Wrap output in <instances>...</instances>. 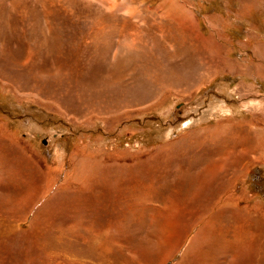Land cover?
<instances>
[{"label": "rangeland", "instance_id": "obj_1", "mask_svg": "<svg viewBox=\"0 0 264 264\" xmlns=\"http://www.w3.org/2000/svg\"><path fill=\"white\" fill-rule=\"evenodd\" d=\"M223 182L190 264H263L264 0H0V264H177Z\"/></svg>", "mask_w": 264, "mask_h": 264}, {"label": "bare ground", "instance_id": "obj_2", "mask_svg": "<svg viewBox=\"0 0 264 264\" xmlns=\"http://www.w3.org/2000/svg\"><path fill=\"white\" fill-rule=\"evenodd\" d=\"M224 152H220L219 153V155H221V154H223ZM75 160V159H74ZM230 160H229V157H223V158H221L220 159V163H219V166H217V168L218 169H224V170H227L230 166L229 165H231V163L229 162ZM141 163V162H140ZM220 164H222V165H224V166H221ZM119 165V164H118ZM142 164H140V166H141ZM76 166V165H75ZM85 166V165H84ZM104 166H106V165H104ZM81 167H82V172H84V171H86V168L85 169H83V166L81 165ZM101 167V166H100ZM112 167V166H111ZM130 167H133V171H132V169L130 168ZM209 166H207L206 168H208ZM101 168H103V170L102 171H104L105 173H110V172H112V170H113V168H109V167H101ZM115 168V171L120 175V176H123V174H126L127 176L129 175V178L133 175V174H135V176H136V178L135 179H137L138 177H140L141 176V174H140V171H139V169H138V167H137V164H135V165H133V166H126V165H122L121 164V166H117V167H114ZM97 169L99 170V168L97 167ZM121 170H124V171H121ZM99 172V171H98ZM201 172L203 173V176L200 174V176H199V173H196L195 174V179H194V181L192 182L193 184L195 183H197V182H199L200 180H202L201 182L207 187V190L209 189V190H211V187H212V182L217 178V176H218V172L215 170V169H213V171L212 172H210V171H208V170H206V169H204L203 167H201ZM220 173H221V171H220ZM85 174H87V173H85ZM113 174V173H112ZM185 174V173H184ZM114 175V174H113ZM112 175V176H113ZM117 175V174H116ZM96 176V175H95ZM134 176V177H135ZM193 176V175H192ZM75 177V176H74ZM87 177H88V175H87ZM110 177V176H109ZM124 177V176H123ZM204 177V178H203ZM116 178H117V176H116ZM120 178V177H119ZM97 179H99V178H97ZM73 180H76V178H73ZM83 180V179H82ZM89 180V179H88ZM186 180V179H185ZM190 180V179H189ZM68 181V180H67ZM98 181H100V180H98ZM87 182V181H86ZM114 182V181H113ZM113 182H111V183H113ZM183 182H184V177H181V180H179L178 181V184L179 185H181V186H183ZM191 182V181H190ZM77 183V182H76ZM224 183V182H223ZM228 183V182H227ZM89 184V183H88ZM96 184V186H97V183H95ZM201 184V183H200ZM76 185V184H75ZM77 185H80L81 187L83 186L82 185V181H81V183H79L78 182V184ZM92 185V184H91ZM112 185V184H111ZM203 185V186H204ZM79 186V187H80ZM96 186H95V188H96ZM227 186H228V184L226 185L225 183L224 184H222V186H221V190H219V191H222V193H221V195L220 196H218L217 198H205L204 200H203V202H201L202 200H200V199H197L195 202H193V204L191 203V200H189L190 198H193V196L191 197V196H189V195H191V192L189 193V191H188V195H187V198L186 199H184L181 203H179V201L177 202V204L179 203V205H181L182 207H191L192 208V205L194 206V207H196V208H198V209H201L200 211H199V215L198 216H196V218H195V220H193L191 223H190V225L185 229L186 231H184V233L182 232V230H184V228L186 227L185 225L186 224H188L189 223V221L188 222H185V224H182V230H181V233H183L184 234V238H185V236L189 233V231L190 230H192V228L195 226V225H197V223H200L204 218H211L210 220V222H209V219H208V221H207V219L204 221V223H203V225L201 226V229H200V231L197 233V235L191 240V242L189 243V245L187 246V248H186V250H185V252H184V254L182 255V257L180 258V261L177 263V264H190V263H192V255H190L191 253H192V251H193V249H194V247H195V244L198 242V240L201 238V237H203V236H201V235H204L203 233L204 232H207V230H208V228L209 229H211L212 227V220L215 218V216H216V214L214 213L213 214V211H214V209H215V211H216V206H219L220 205V207H219V209H217V211L216 212H219L220 214L221 213H224V212H226L227 211V209L225 208V205H224V201L222 200V197L224 196V194H225V192H226V189H227ZM48 187H50V186H47V189H48ZM84 187V186H83ZM92 187V186H91ZM90 187V188H91ZM94 187V186H93ZM77 188V187H76ZM87 188V187H86ZM113 188V187H112ZM82 189V188H81ZM99 189V188H98ZM103 190V189H102ZM109 190V189H108ZM75 190H73V187H72V190H71V193L70 194H72L73 192H74ZM92 191H94V190H92ZM99 191V190H98ZM101 191V190H100ZM106 191V190H105ZM177 190H175V192H176ZM206 191V190H205ZM63 192H64V190H62L61 191V193L60 194H57L52 200H54V199H58V197H60L61 195H67L68 194V192L66 191V193H64L63 194ZM102 192H104V191H102ZM102 192H100V193H102ZM207 192V191H206ZM205 192V193H206ZM98 193V192H97ZM99 193V194H100ZM173 193V192H172ZM106 194V193H105ZM174 195V194H173ZM179 195V192L177 191V196ZM199 195V194H198ZM201 195H202V193H201ZM38 196V195H37ZM99 196H101V195H99ZM194 196L196 197V195L194 194ZM176 197V196H175ZM179 198H180V196H179ZM196 199V198H195ZM210 199H212L211 201H213V205L212 206H210L209 204L210 203H207V201L208 200H210ZM181 200V199H180ZM193 200H194V198H193ZM95 201V200H94ZM69 202V201H68ZM208 202H210V201H208ZM199 203V204H198ZM51 205V204H50ZM184 205V206H183ZM208 207H210V208H208ZM98 208V207H97ZM168 209V208H167ZM177 209H178V207H177ZM171 210H173L172 208H171ZM179 210V209H178ZM230 210V209H229ZM178 212H180V211H178ZM177 211L175 212V213H178ZM174 213V214H175ZM182 214V213H181ZM232 214H234V212H232ZM231 214V215H232ZM179 215V214H178ZM99 216H101V215H99ZM171 216V215H170ZM212 216V217H211ZM16 217V216H15ZM175 217V216H174ZM77 218V222H74L73 224H72V226H70V228H76V227H80V222H79V219H78V217H76ZM80 218V217H79ZM92 218V217H91ZM191 219V218H190ZM35 220H37V219H35ZM34 220V221H35ZM83 220H85V219H83ZM90 220V219H89ZM100 220V219H99ZM98 220V221H99ZM199 220V221H198ZM34 221H33V223H32V227H33V225H34ZM111 221V220H110ZM116 221V220H115ZM114 221V222H115ZM240 221V220H239ZM242 221V220H241ZM247 221H248V218H247ZM250 221V220H249ZM90 224V223H89ZM115 224H116V222L115 223H113V222H110V224H109V226L107 225V227L108 228H113L114 226H115ZM248 224V223H247ZM57 225V224H56ZM83 225V224H82ZM242 226V225H241ZM211 227V228H210ZM229 227V226H228ZM246 227V226H245ZM98 230V229H97ZM220 230H222V229H220ZM112 231V230H111ZM218 231V230H217ZM221 232V231H220ZM100 233H101V230H100ZM240 233V232H239ZM242 233H244V232H242ZM222 234V232L220 233V235ZM241 234V233H240ZM223 235V234H222ZM181 236V235H180ZM206 236V235H205ZM214 236H217V235H215L214 234ZM94 237V236H93ZM213 237V236H212ZM81 238V237H80ZM184 238L181 240V241H179V243H178V245H180L182 242H183V240H184ZM206 238H208V237H206ZM162 240V239H161ZM207 240V239H206ZM242 240V239H241ZM237 245V244H236ZM236 245H232V244H225L224 243V246L226 247L225 248V256L226 257H228V260H224V261H218L217 260V262H218V264H245V261H247L248 263H250L251 264V260H252V250H253V248H251V247H249V249H242L241 250V252L238 250V247L239 246H236ZM177 246V245H176ZM205 247V246H204ZM148 248V247H147ZM197 248H198V245L195 247V250L197 251ZM100 250V249H99ZM148 250V249H147ZM177 250V247L173 250L172 249V251L171 252H169L168 254H166L165 256H163V258L161 259V261H160V263L159 264H164L167 260H169L173 255H174V253H175V251ZM198 250H200V249H198ZM256 250V249H255ZM202 251V250H201ZM38 253V252H37ZM201 255H203L207 260H208V258H209V256L206 254V253H204V252H199V254H198V257L199 256H201ZM257 256V255H256ZM195 259V258H194ZM223 259V258H222ZM264 261V260H263ZM200 263H202V264H206V262L204 263V262H200ZM200 263H198V264H200ZM253 263H254V261H253ZM264 264V263H263Z\"/></svg>", "mask_w": 264, "mask_h": 264}]
</instances>
